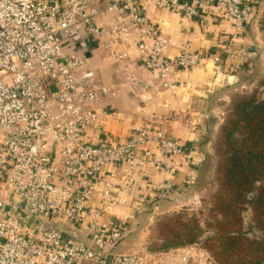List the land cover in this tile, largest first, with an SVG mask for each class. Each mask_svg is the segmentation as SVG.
<instances>
[{
  "label": "built area",
  "instance_id": "obj_1",
  "mask_svg": "<svg viewBox=\"0 0 264 264\" xmlns=\"http://www.w3.org/2000/svg\"><path fill=\"white\" fill-rule=\"evenodd\" d=\"M144 1L115 0L107 6L127 12L134 23L129 28L125 22L99 25L94 0H0V264L214 263L198 242L115 252L129 225L105 218L114 205L127 202L118 194L120 188L103 179L106 171L115 176L112 167L122 172L121 190L138 195L148 165L176 175L181 164L202 161L197 148L169 134L157 120L126 138L107 132L110 113L97 108L116 93L114 84H105L89 64L87 54L92 40L108 30L111 42L122 33L132 36L143 65L165 85L176 68L192 69L207 57L188 45L170 56L169 38L146 14ZM218 1L222 17L235 27H244L255 13V0ZM158 3L195 18L205 0ZM84 31L89 36L81 38ZM69 45L83 52L70 53ZM157 89L142 85L144 100ZM95 130L102 131L97 142ZM196 183L190 175L177 187L172 181L156 184L148 179L145 188L165 195Z\"/></svg>",
  "mask_w": 264,
  "mask_h": 264
},
{
  "label": "crops",
  "instance_id": "obj_2",
  "mask_svg": "<svg viewBox=\"0 0 264 264\" xmlns=\"http://www.w3.org/2000/svg\"><path fill=\"white\" fill-rule=\"evenodd\" d=\"M114 1L94 0L93 7L100 10L96 17L98 24L125 22L133 28V20L127 12L107 8ZM158 1L145 0L144 7L159 33L169 38L168 54L174 56L188 45L192 51L207 57L192 69L176 68L170 84L165 85L156 73L143 65L132 36L122 33L117 42H111L113 33L108 30L92 40V51L87 54L89 64L105 84H114L116 93L105 97L97 108L110 113L104 125L107 132L126 138L137 127L157 120L169 134L197 148L202 154V161L191 166L181 164L176 175L148 165L147 176L140 177L138 190L144 201H140L138 195L121 190L123 175L119 166L110 169L115 176L106 171L104 181H111L116 188H120L118 194L127 199L125 204L114 205L105 215L106 220L120 219L128 223L129 232L122 242L131 236L132 230L144 227L140 223L133 224L137 218L175 208L195 189L192 188L194 185L177 193L161 195L160 191L146 190L148 179L156 184L172 181L177 187L190 175L197 180L196 184L201 183L202 168L209 157L210 133L217 131L225 121L233 95L257 83L264 74V32L261 29L264 0H255V13L244 27H235L222 17L223 4L218 0H205L202 14L195 18L162 7ZM88 36L89 33L84 31L81 38ZM67 51L82 53L83 49L78 45H69ZM146 83L151 88H159L151 92L148 100H144L141 93L142 85ZM259 86L260 90H264V85ZM92 135L93 141L97 142L102 131L95 130ZM103 188L104 183H101L98 200ZM172 264L178 263L174 259Z\"/></svg>",
  "mask_w": 264,
  "mask_h": 264
},
{
  "label": "trees",
  "instance_id": "obj_3",
  "mask_svg": "<svg viewBox=\"0 0 264 264\" xmlns=\"http://www.w3.org/2000/svg\"><path fill=\"white\" fill-rule=\"evenodd\" d=\"M261 29L264 32V14ZM259 85H264V74ZM216 147L221 159L216 169L218 189L214 195L215 206L211 210H218L222 215L217 223L223 231L222 237L232 243V248L225 249L229 254L235 253L234 245H238L235 240L244 237V210L249 208L253 211L256 226L264 225V96H259L257 90L233 95ZM174 217L179 227L169 223L164 225L173 236L159 237L148 248L167 250L198 241L204 232L198 219H184L182 214ZM231 221L238 223L239 227H228ZM215 254L217 264H238L235 259Z\"/></svg>",
  "mask_w": 264,
  "mask_h": 264
},
{
  "label": "rangeland",
  "instance_id": "obj_4",
  "mask_svg": "<svg viewBox=\"0 0 264 264\" xmlns=\"http://www.w3.org/2000/svg\"><path fill=\"white\" fill-rule=\"evenodd\" d=\"M258 78H255L254 81L256 82ZM258 82L250 85V87H245L241 93H250L257 90L259 96H264V90H260ZM221 126L214 133H210V143L208 145L209 157L208 162L202 168L203 177L201 183L196 184L194 187L191 186L195 189H192L193 191L190 193V196L178 203V206L175 208H166L167 210H163L164 212L137 218L133 224L140 223L144 227L140 230H132L131 236L125 238L123 242L118 243L114 249L115 252L123 253L136 249L140 251L143 247H148L149 244L156 241L159 237L171 238L173 236L172 233H168L170 231L164 225L169 223L171 226L179 227L174 216L182 214L184 219H198V223L202 226L204 232L197 242L206 248L214 258H216L215 252H217L224 258L230 257L237 260L238 264H260L264 261V225L256 226L254 224V214L251 209L248 208L242 213L244 237L235 240L238 244L237 246L234 245L235 253L229 254L225 249L227 247L229 249L232 248V243L222 237L223 231L217 223V220L222 215L218 210H211L215 206L214 195L218 189L216 169L221 157L216 146ZM228 219L231 220V217ZM230 223L228 227L232 229L239 227V224L234 221ZM165 232L166 234L163 235ZM133 237L135 240H133Z\"/></svg>",
  "mask_w": 264,
  "mask_h": 264
}]
</instances>
